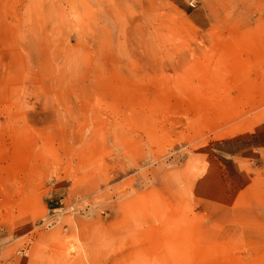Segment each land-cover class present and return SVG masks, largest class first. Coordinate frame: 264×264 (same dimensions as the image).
<instances>
[{"label":"rangeland","instance_id":"rangeland-1","mask_svg":"<svg viewBox=\"0 0 264 264\" xmlns=\"http://www.w3.org/2000/svg\"><path fill=\"white\" fill-rule=\"evenodd\" d=\"M0 264H264V0H0Z\"/></svg>","mask_w":264,"mask_h":264},{"label":"crops","instance_id":"crops-1","mask_svg":"<svg viewBox=\"0 0 264 264\" xmlns=\"http://www.w3.org/2000/svg\"><path fill=\"white\" fill-rule=\"evenodd\" d=\"M217 153H216V155L217 156H219V157H221V158H223V157H225L226 156V152H225V150H217L216 151ZM12 242H7V244H11Z\"/></svg>","mask_w":264,"mask_h":264}]
</instances>
